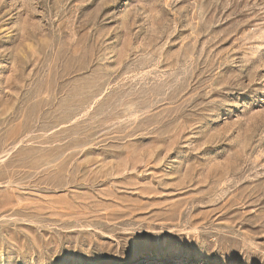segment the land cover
Listing matches in <instances>:
<instances>
[{"label": "rangeland", "instance_id": "374dc122", "mask_svg": "<svg viewBox=\"0 0 264 264\" xmlns=\"http://www.w3.org/2000/svg\"><path fill=\"white\" fill-rule=\"evenodd\" d=\"M0 264H264V0H0Z\"/></svg>", "mask_w": 264, "mask_h": 264}, {"label": "bare ground", "instance_id": "6f19581e", "mask_svg": "<svg viewBox=\"0 0 264 264\" xmlns=\"http://www.w3.org/2000/svg\"><path fill=\"white\" fill-rule=\"evenodd\" d=\"M148 257V255H146Z\"/></svg>", "mask_w": 264, "mask_h": 264}]
</instances>
